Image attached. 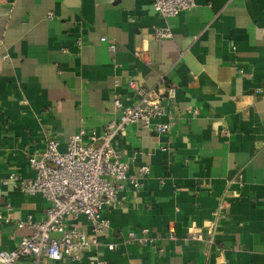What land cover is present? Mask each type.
<instances>
[{
	"label": "crops",
	"instance_id": "crops-1",
	"mask_svg": "<svg viewBox=\"0 0 264 264\" xmlns=\"http://www.w3.org/2000/svg\"><path fill=\"white\" fill-rule=\"evenodd\" d=\"M163 26L170 38L155 36ZM130 80L175 91L157 119L169 130L134 122L116 138L129 175L149 167L101 213L117 247L39 264H264V0H194L170 17L151 0H0V208L43 218L46 199L4 179L32 177L28 156L51 138L64 148L80 128L100 134L118 116L114 96L135 100ZM141 227L150 243L124 240ZM194 229L204 240L189 238ZM30 233L0 223V251Z\"/></svg>",
	"mask_w": 264,
	"mask_h": 264
},
{
	"label": "built area",
	"instance_id": "built-area-1",
	"mask_svg": "<svg viewBox=\"0 0 264 264\" xmlns=\"http://www.w3.org/2000/svg\"><path fill=\"white\" fill-rule=\"evenodd\" d=\"M151 3L157 14L170 17L190 10L194 0H151ZM154 34L159 39L172 36L168 26L156 28ZM115 84L118 86L119 83ZM127 84L135 100L128 104L118 95L114 96L113 104L118 116L100 134L80 128L64 148H60L57 139L51 138L42 151L28 156L34 171L32 177L12 172L4 179V183L11 182L20 193L42 195L48 205L39 221L17 219L10 203L0 208V223L16 221L18 227L31 228V233L21 237L14 248L0 251V264H19L25 258H33L34 264H39L43 257L52 261H80L90 249L101 245L110 250L117 247L116 243L105 241V229L109 224L101 218V213L119 208L123 204L124 191L138 189L142 185L141 178L149 173V167L142 165L139 177L129 175L128 163L121 159L116 138L134 122L145 127L153 126L160 133L169 130V123L157 119L165 114V102L174 100L175 91L168 87L164 92H157L133 80ZM85 137L89 140L85 141ZM98 138L100 142L96 144ZM80 219L90 224L89 230L80 229L71 221ZM206 231L211 233L212 227H207ZM189 238L201 241L205 235L202 229H194ZM124 240L147 244L153 237L147 227H141L129 231ZM87 260L89 263H102L95 256H88Z\"/></svg>",
	"mask_w": 264,
	"mask_h": 264
}]
</instances>
